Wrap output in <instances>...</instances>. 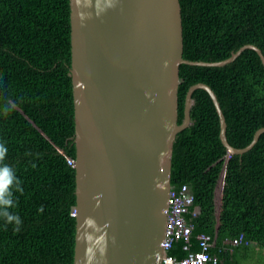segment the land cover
<instances>
[{"label": "trees", "instance_id": "1", "mask_svg": "<svg viewBox=\"0 0 264 264\" xmlns=\"http://www.w3.org/2000/svg\"><path fill=\"white\" fill-rule=\"evenodd\" d=\"M179 4L183 59L220 62L247 45L264 56V0ZM70 47V0H0V146L6 149L0 169L7 167L11 177L4 197L10 203L0 204V264H73ZM199 83L217 98L230 146H248L264 128V66L257 54L245 50L218 68L181 65L178 124L189 88ZM192 100L191 124L171 150L170 185H187L194 196L193 249L195 237L206 234L219 264H242L254 247L264 258V134L243 155L231 154L208 94L196 90ZM239 236L248 246L227 245ZM180 245L170 253L186 255Z\"/></svg>", "mask_w": 264, "mask_h": 264}, {"label": "water", "instance_id": "2", "mask_svg": "<svg viewBox=\"0 0 264 264\" xmlns=\"http://www.w3.org/2000/svg\"><path fill=\"white\" fill-rule=\"evenodd\" d=\"M75 144L73 264H160L170 191L171 155L190 124L192 94L204 90L226 139L224 115L205 84L189 88L178 124L181 65L223 67L226 60L183 59L179 0H70Z\"/></svg>", "mask_w": 264, "mask_h": 264}, {"label": "built area", "instance_id": "3", "mask_svg": "<svg viewBox=\"0 0 264 264\" xmlns=\"http://www.w3.org/2000/svg\"><path fill=\"white\" fill-rule=\"evenodd\" d=\"M194 196L187 185L178 188L170 187L167 201V215L162 240L163 256L160 264H219L216 255L210 251L211 237L206 234H199L195 237L198 242V249L194 250L191 235V220L197 216L198 208L193 206ZM75 214L72 213V216ZM180 243L181 251L186 255L178 257L170 252L176 243ZM228 246H248L243 236L226 241Z\"/></svg>", "mask_w": 264, "mask_h": 264}, {"label": "clouds", "instance_id": "4", "mask_svg": "<svg viewBox=\"0 0 264 264\" xmlns=\"http://www.w3.org/2000/svg\"><path fill=\"white\" fill-rule=\"evenodd\" d=\"M5 151L6 149L0 146V159H2L3 156L5 155ZM10 183H11L10 170L7 167L0 169V204L7 205L10 203L9 200L4 198L5 190ZM5 215H7V213H5ZM73 217H75V215ZM8 219L12 220L14 219V217L9 216Z\"/></svg>", "mask_w": 264, "mask_h": 264}, {"label": "rangeland", "instance_id": "5", "mask_svg": "<svg viewBox=\"0 0 264 264\" xmlns=\"http://www.w3.org/2000/svg\"><path fill=\"white\" fill-rule=\"evenodd\" d=\"M250 247H254V246H250ZM252 250V254L250 255V257L248 258V260H242V264H256V263H261L262 260L264 259L261 255H263V253L261 252V250L257 249V248H251ZM256 262V263H255Z\"/></svg>", "mask_w": 264, "mask_h": 264}]
</instances>
